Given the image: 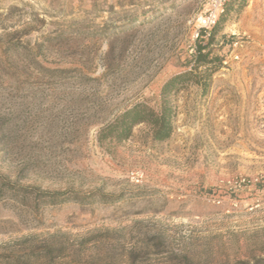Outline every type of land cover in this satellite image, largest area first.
<instances>
[{"label": "rangeland", "instance_id": "obj_1", "mask_svg": "<svg viewBox=\"0 0 264 264\" xmlns=\"http://www.w3.org/2000/svg\"><path fill=\"white\" fill-rule=\"evenodd\" d=\"M210 4L0 0V264H264V0L226 20L209 93L173 97L168 141L100 139L159 107Z\"/></svg>", "mask_w": 264, "mask_h": 264}, {"label": "trees", "instance_id": "obj_2", "mask_svg": "<svg viewBox=\"0 0 264 264\" xmlns=\"http://www.w3.org/2000/svg\"><path fill=\"white\" fill-rule=\"evenodd\" d=\"M248 2L249 0H226L216 26L210 31L200 29V39L188 64L189 69L173 76L164 84L161 103L157 109L146 103L132 105L101 130L100 139L122 143L132 137L136 127L146 125L150 128L153 141H168L175 132L178 117L173 97L191 85L198 86L202 96L209 93L214 75L223 67V58L216 49H222V45L230 41L223 35L225 22L232 14L239 15Z\"/></svg>", "mask_w": 264, "mask_h": 264}, {"label": "built area", "instance_id": "obj_3", "mask_svg": "<svg viewBox=\"0 0 264 264\" xmlns=\"http://www.w3.org/2000/svg\"><path fill=\"white\" fill-rule=\"evenodd\" d=\"M226 0H211L210 8L198 18V30L196 38H199L200 29L212 30L223 11L224 3Z\"/></svg>", "mask_w": 264, "mask_h": 264}]
</instances>
